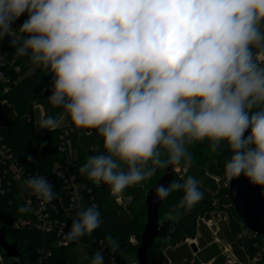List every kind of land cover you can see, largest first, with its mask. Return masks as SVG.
Here are the masks:
<instances>
[{
	"label": "clouds",
	"instance_id": "9594fccd",
	"mask_svg": "<svg viewBox=\"0 0 264 264\" xmlns=\"http://www.w3.org/2000/svg\"><path fill=\"white\" fill-rule=\"evenodd\" d=\"M17 30L24 35L13 38ZM5 37L17 56L52 74L47 103L76 128L98 129L103 137L104 151L87 158L82 176L120 193L156 167L190 165L188 143L208 138L231 152L226 182L243 176L264 196V64L257 62L264 54V0H0ZM57 123L49 115L39 126L53 131ZM219 146L210 144L214 152ZM200 183L188 176L155 189L157 202L183 192L166 215L169 230L203 199ZM24 186L42 203L58 199L47 176L29 177ZM101 223L95 204L81 208L63 239L91 236ZM104 239L118 250L110 234ZM91 264H104L102 251Z\"/></svg>",
	"mask_w": 264,
	"mask_h": 264
},
{
	"label": "trees",
	"instance_id": "16d2710c",
	"mask_svg": "<svg viewBox=\"0 0 264 264\" xmlns=\"http://www.w3.org/2000/svg\"><path fill=\"white\" fill-rule=\"evenodd\" d=\"M25 19H27L26 13L16 21L21 26ZM20 35L19 38L23 36L22 33ZM0 46L3 50L0 54L2 59L0 72L4 75L3 79L0 78V102H4L0 104L2 143L26 175L48 176L52 173L54 165L62 169L64 176H53L52 181L49 182L53 186V191L58 193L62 205L66 203L65 189L68 178V174L63 169L64 165H67L73 181L84 186L85 189L79 191L81 199L73 210V219L81 208L95 204L102 223L91 236H85L74 241L73 244H83L90 255L102 251L113 260L135 253L146 216L142 199L145 189L148 188L145 187L147 180L129 185L119 193L121 198H131L124 208L111 195L110 188H97L91 180L78 171L89 156L104 151L103 137L98 135V129L76 128L68 116L69 124L57 123L53 131L36 136L34 127L36 121L31 115L34 105L42 108V120L49 115L56 118L64 111L47 103V98L51 95L52 74L47 73L42 66L33 64L27 56H17L8 37L0 40ZM3 60L5 63L1 65ZM11 60L13 63L9 64ZM260 64H264V60ZM26 114L30 116L25 118ZM198 143L205 142L197 141L194 147ZM211 143L220 144L215 152L210 147ZM194 147L193 151H190L193 159L190 165L183 161L174 165V167L179 166L182 171L184 169L182 165L186 164L185 172L182 175L175 172L174 180L183 183L188 176L199 179L200 189L204 194L203 199L190 212L181 215L177 229L168 244H153L146 264H201L209 261L212 264H226L225 257L214 241L211 231L203 222L214 216L217 217L219 227L217 237L231 247L233 255L240 264H264V236L253 234L246 229L234 212L227 187L222 185L221 180L216 182L211 177L224 176L225 162L231 157L230 150L224 142L214 141L203 147L198 146L196 150ZM157 151L162 153L163 159H167L168 149L159 145ZM69 154H71L70 161L63 163ZM121 166L127 170V162L122 161ZM162 171L163 168L156 167L153 174L159 177ZM10 187V192L0 198V229H3L7 241L17 243L22 264H82L78 261H68L64 255V249L67 247L56 246L53 236L43 235L31 226L21 230L12 228L13 220L19 216L25 217L27 213L18 211L22 205L15 202L16 186L12 182ZM182 196V191L174 192L167 200L162 201L159 217L168 213ZM53 202L56 203V200ZM196 232L199 233L198 250L193 255L187 244L178 245V243L187 237L194 238ZM109 234L119 245L114 253L108 249L107 241L104 239ZM41 249L50 254L47 261L39 260ZM1 256L6 263L4 252H1Z\"/></svg>",
	"mask_w": 264,
	"mask_h": 264
},
{
	"label": "water",
	"instance_id": "95a60500",
	"mask_svg": "<svg viewBox=\"0 0 264 264\" xmlns=\"http://www.w3.org/2000/svg\"><path fill=\"white\" fill-rule=\"evenodd\" d=\"M40 122H36L34 126L36 136H41L49 131L41 128L39 126ZM247 134L248 132L246 131L245 135ZM209 143L210 140L208 139L205 143L198 144L196 147L199 145L203 147ZM175 172L174 165L163 168L156 181L145 189L143 193L142 205L145 207L146 216L140 235V242L134 253L138 264H146L153 244H168L177 229L178 223H175L174 228L169 230L170 223L166 221L167 213L159 217V207L162 201L157 202L155 196V189L159 185H168L171 181H174ZM91 183L97 188H110L109 185L103 182L99 185L93 181ZM227 191L234 212L246 229L253 234L264 236V196L260 194L261 189L251 186L241 176L227 184ZM190 248L193 252L197 251V247L193 243ZM0 251L5 254V264H22L17 243L7 241L3 234V229H0Z\"/></svg>",
	"mask_w": 264,
	"mask_h": 264
},
{
	"label": "built area",
	"instance_id": "2783aa9c",
	"mask_svg": "<svg viewBox=\"0 0 264 264\" xmlns=\"http://www.w3.org/2000/svg\"><path fill=\"white\" fill-rule=\"evenodd\" d=\"M11 40V37H8ZM13 38H19L16 33L14 34ZM3 52L0 46V54ZM264 60L263 54H258L257 62L260 63ZM0 61H2L0 56ZM1 62V65H4ZM13 60L10 61L9 64H12ZM18 70V68H16ZM0 78L3 79L4 75L0 72ZM4 102L1 101L0 104ZM36 108L40 112L41 120L42 121V108L40 106L34 105L32 109L31 115L33 116L36 113ZM30 116V115H28ZM63 146V145H62ZM69 156L63 163H67L70 161ZM63 169L68 174V178L66 181V194H65V205H62V201L60 198L56 200V203L52 201V203H42L35 195L31 193L30 190L26 189V191L21 190L20 183L24 184L30 175H26L21 166L15 161L12 154L9 150L5 147L2 143V139L0 137V198L4 196L6 193L10 192V185L13 182L16 186L17 193L15 195V202L22 206H27L31 209L30 212H27L25 217L19 216L15 218L12 222V228L21 230L27 227H33L36 231L43 235H51L55 238L54 244L56 246H63L69 247L73 245L74 242H68L63 239L62 230L63 232L69 231L71 227V222L73 220V210L79 204V200H74V195L79 194L80 190H84L83 185L76 184L73 181V176L69 175L67 165H64ZM175 171L178 172V169L174 167ZM62 173V169H59L57 166H53L52 173L47 176L48 182L52 181L53 176L63 177L64 174ZM216 182H222V185L227 187V182L225 175L221 178L211 176ZM118 197L111 191V195L115 197V200L118 204L121 205L122 198L119 193ZM21 195L25 196V199L22 198V201L19 199L22 197ZM62 214V217H61ZM210 221V220H207ZM205 223V221L203 220ZM0 251V264H4L2 262V256ZM50 256L48 251L41 249L39 254V260L44 262L47 261V258ZM129 264H138V261L135 259L131 261Z\"/></svg>",
	"mask_w": 264,
	"mask_h": 264
},
{
	"label": "rangeland",
	"instance_id": "374dc122",
	"mask_svg": "<svg viewBox=\"0 0 264 264\" xmlns=\"http://www.w3.org/2000/svg\"><path fill=\"white\" fill-rule=\"evenodd\" d=\"M13 27L16 28V29H19L20 26H19V24H18L17 21L15 22V24L13 25ZM15 33H16L17 36L20 35V32L18 30ZM24 117L26 118V117H28V115L26 114ZM33 117H34V119H35L36 122H38V121L41 120V115H40V112L37 110V108H36V113L33 115ZM65 118H66V115L63 116V112L62 113H59L56 116L57 122H60L62 120H65L66 121ZM207 139L208 138H205L201 142H206ZM197 141L198 140L192 139L190 141V143H188V145H187V150L188 151H193V147H194V145L196 144ZM192 161H193V159H192ZM120 163H122V161H120ZM147 164H148L149 167H152L150 161ZM182 166H184V167H182V169L183 168L184 169L186 168V164L185 165H182ZM176 168L178 169V173H180L182 175L183 172H184V169L182 171H180V167L179 166H177ZM209 176H211V175L209 174ZM157 177L158 176H155L153 174L150 178H148L147 179V185L145 187L146 188L149 187L156 180ZM20 188H21V190L26 191L25 190V186H24L23 183H20ZM114 194L118 197V194L117 193H114ZM21 196L22 197L19 199L20 201H22V198L25 199V196L24 195H21ZM127 201H131V198H125V199L122 198L121 205L124 208L127 206L126 205L127 204ZM204 221H205V224L207 225L208 229L211 231L212 236L214 237V240L217 242V244H218V246L220 248V251H221L222 255L225 257L226 264H240L238 262V260L235 258V256L233 255L232 250H231V247L229 245H227L226 243L222 242L217 237V233H218V230H219L218 222H217V217L214 216V218H212L210 221H207V220H204ZM198 236H199V233L196 232L194 238L187 237V238L181 240L178 243V245H180V244H187L189 246V248H190L191 244L193 243L197 247V237ZM190 250H191L192 254L194 255L195 252H193L191 248H190ZM64 255H65V257H66V259L68 261L71 260V261H78L79 263H82V264H91V259H92V257H93L94 254H91L90 255L88 249L83 244H81V243H75V244H73V245H71V246H69V247H67V248L64 249ZM103 255H104V264H129L130 261L133 258H135L134 257V253H129V254H126V255H124L122 257H118V258H116V260H113L110 256H108L105 253H103ZM2 262H3V258H2ZM0 263H1V261H0ZM201 264H212V262L201 263Z\"/></svg>",
	"mask_w": 264,
	"mask_h": 264
},
{
	"label": "crops",
	"instance_id": "0c3cea01",
	"mask_svg": "<svg viewBox=\"0 0 264 264\" xmlns=\"http://www.w3.org/2000/svg\"><path fill=\"white\" fill-rule=\"evenodd\" d=\"M64 115H66L65 114V112L63 111V116ZM66 121L65 120H62V121H60V122H58V124H60V125H67V124H69V118H68V115H66ZM184 172H185V169H184ZM214 218V217H213ZM212 219V218H211ZM211 219H209V220H211ZM215 241V240H214ZM216 242V241H215ZM217 243V242H216ZM219 247V246H218ZM220 249V248H219ZM198 250V249H197ZM195 254V253H194ZM135 257V256H134ZM133 260H135V258H133L131 261H133ZM130 261V262H131ZM209 262H211V261H209Z\"/></svg>",
	"mask_w": 264,
	"mask_h": 264
},
{
	"label": "flooded vegetation",
	"instance_id": "af4514ba",
	"mask_svg": "<svg viewBox=\"0 0 264 264\" xmlns=\"http://www.w3.org/2000/svg\"><path fill=\"white\" fill-rule=\"evenodd\" d=\"M198 144H200V143H198ZM198 144H197V145H198ZM199 146H200V145H199ZM197 147H198V146H197ZM197 147L195 146V147H194V150H196ZM189 152H190V151H189ZM190 153H191V152H190Z\"/></svg>",
	"mask_w": 264,
	"mask_h": 264
}]
</instances>
